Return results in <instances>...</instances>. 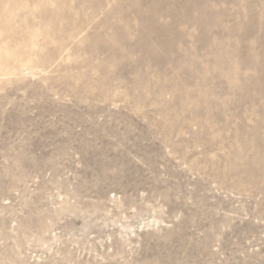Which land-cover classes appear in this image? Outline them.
<instances>
[{
	"label": "rangeland",
	"instance_id": "obj_1",
	"mask_svg": "<svg viewBox=\"0 0 264 264\" xmlns=\"http://www.w3.org/2000/svg\"><path fill=\"white\" fill-rule=\"evenodd\" d=\"M0 264H264V0H0Z\"/></svg>",
	"mask_w": 264,
	"mask_h": 264
}]
</instances>
